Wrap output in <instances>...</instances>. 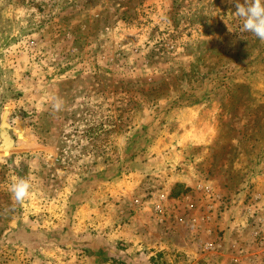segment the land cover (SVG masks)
Returning a JSON list of instances; mask_svg holds the SVG:
<instances>
[{"label": "rangeland", "instance_id": "374dc122", "mask_svg": "<svg viewBox=\"0 0 264 264\" xmlns=\"http://www.w3.org/2000/svg\"><path fill=\"white\" fill-rule=\"evenodd\" d=\"M235 11L0 0V264H264V41Z\"/></svg>", "mask_w": 264, "mask_h": 264}, {"label": "clouds", "instance_id": "9594fccd", "mask_svg": "<svg viewBox=\"0 0 264 264\" xmlns=\"http://www.w3.org/2000/svg\"><path fill=\"white\" fill-rule=\"evenodd\" d=\"M236 11L233 14L237 20H242L240 34L251 33L260 41H264V0H235ZM65 101L59 96L52 97V109L59 113L64 109ZM29 178L15 177L9 186V191L17 203H23L30 195Z\"/></svg>", "mask_w": 264, "mask_h": 264}, {"label": "water", "instance_id": "95a60500", "mask_svg": "<svg viewBox=\"0 0 264 264\" xmlns=\"http://www.w3.org/2000/svg\"><path fill=\"white\" fill-rule=\"evenodd\" d=\"M7 113H8V109L5 110V112H4L3 116H2L0 125H1V127L10 128V124L7 121ZM17 135L18 136H22L20 132Z\"/></svg>", "mask_w": 264, "mask_h": 264}, {"label": "built area", "instance_id": "2783aa9c", "mask_svg": "<svg viewBox=\"0 0 264 264\" xmlns=\"http://www.w3.org/2000/svg\"><path fill=\"white\" fill-rule=\"evenodd\" d=\"M180 220H181V219H180ZM211 245H212L211 243H207V244H206V248L211 247ZM66 264H84V263H83L82 259H80V258H75V259H73V260L67 262Z\"/></svg>", "mask_w": 264, "mask_h": 264}]
</instances>
